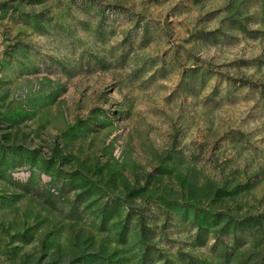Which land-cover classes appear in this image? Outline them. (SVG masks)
<instances>
[{
	"label": "rangeland",
	"instance_id": "rangeland-1",
	"mask_svg": "<svg viewBox=\"0 0 264 264\" xmlns=\"http://www.w3.org/2000/svg\"><path fill=\"white\" fill-rule=\"evenodd\" d=\"M0 264H264V0H0Z\"/></svg>",
	"mask_w": 264,
	"mask_h": 264
}]
</instances>
